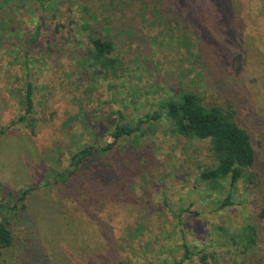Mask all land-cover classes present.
Returning <instances> with one entry per match:
<instances>
[{"label":"rangeland","instance_id":"obj_1","mask_svg":"<svg viewBox=\"0 0 264 264\" xmlns=\"http://www.w3.org/2000/svg\"><path fill=\"white\" fill-rule=\"evenodd\" d=\"M40 1L0 0V264H264V0ZM93 35L112 41V66ZM184 91L249 134L236 182L201 178L208 140L147 119ZM85 146L99 151L74 164Z\"/></svg>","mask_w":264,"mask_h":264},{"label":"trees","instance_id":"obj_2","mask_svg":"<svg viewBox=\"0 0 264 264\" xmlns=\"http://www.w3.org/2000/svg\"><path fill=\"white\" fill-rule=\"evenodd\" d=\"M40 3L42 4L41 1ZM44 18H41L40 23L29 35L28 44H34L37 41L40 29L45 24ZM90 42L92 45L90 53L97 62L96 64L101 69L112 66L114 60L107 56L113 49L112 41L99 35H93L90 37ZM24 58H27L26 54H24ZM24 100L26 113L31 112L33 103L30 83L26 84ZM163 109L164 112H152L147 119L157 121L165 115L171 122L175 133L209 141L210 149L213 151L217 162L214 167L203 170L200 176L203 180L209 182L212 187L219 186L221 180L226 177H229L232 183L236 182L242 178L244 170L252 166L254 149L250 142V136L236 122L232 110L221 106L205 107L200 96L192 91H184L178 98L164 101ZM143 123L144 119H139L133 126L117 123L110 135L111 140L100 150L110 149L120 137L138 131ZM97 151L99 149L94 146H85L72 156L73 163L78 165ZM92 170L94 172L93 176L100 179L98 173L99 171L103 173V167L101 168L99 165ZM59 178L63 180L64 174L61 173ZM24 192H27V190H24ZM223 204H231L229 197L225 198ZM261 216L264 217V210ZM10 240L9 230L3 223H0L1 243L8 244Z\"/></svg>","mask_w":264,"mask_h":264},{"label":"flooded vegetation","instance_id":"obj_3","mask_svg":"<svg viewBox=\"0 0 264 264\" xmlns=\"http://www.w3.org/2000/svg\"><path fill=\"white\" fill-rule=\"evenodd\" d=\"M0 223H3L5 226H6V223H5V221H4V219H1L0 218ZM6 228L9 230V232H10V229L6 226ZM10 236H11V233H10ZM11 240H12V237H11ZM11 240H10V242L7 244V243H1V241H0V253H1V247H4V246H7V245H9L10 243H11Z\"/></svg>","mask_w":264,"mask_h":264}]
</instances>
